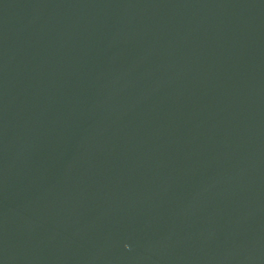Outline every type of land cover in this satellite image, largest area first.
Wrapping results in <instances>:
<instances>
[{
    "label": "water",
    "instance_id": "95a60500",
    "mask_svg": "<svg viewBox=\"0 0 264 264\" xmlns=\"http://www.w3.org/2000/svg\"><path fill=\"white\" fill-rule=\"evenodd\" d=\"M0 264H264V0H0Z\"/></svg>",
    "mask_w": 264,
    "mask_h": 264
}]
</instances>
